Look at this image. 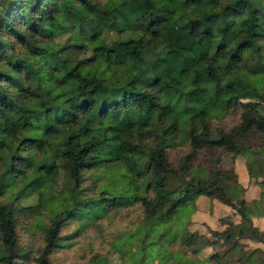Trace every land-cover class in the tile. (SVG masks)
Listing matches in <instances>:
<instances>
[{
	"label": "trees",
	"instance_id": "16d2710c",
	"mask_svg": "<svg viewBox=\"0 0 264 264\" xmlns=\"http://www.w3.org/2000/svg\"><path fill=\"white\" fill-rule=\"evenodd\" d=\"M86 44L97 63L127 67L105 74L86 64L74 54ZM155 61L174 80L165 82ZM263 90L264 0H0V263L17 262L18 219L48 209L36 256L47 264L64 223L100 211L99 194L77 189L81 170L124 160L139 166L144 189L98 193L141 207L127 234L140 242L122 248L134 264H264L256 221L264 216ZM231 106L236 123L212 131L208 118ZM24 124L20 134L11 129ZM173 134L189 144L175 162L167 155ZM222 151L231 153L230 170L218 164ZM200 152L210 157L196 172ZM59 170L65 185L55 189ZM251 183L259 192L247 198ZM200 195L228 206L216 225L192 218Z\"/></svg>",
	"mask_w": 264,
	"mask_h": 264
},
{
	"label": "rangeland",
	"instance_id": "374dc122",
	"mask_svg": "<svg viewBox=\"0 0 264 264\" xmlns=\"http://www.w3.org/2000/svg\"><path fill=\"white\" fill-rule=\"evenodd\" d=\"M118 9L123 19H131L126 5H120ZM105 34L106 31L103 30L101 35ZM47 38L48 40L50 39L51 44L62 40V38ZM74 54L79 57L86 56V64L96 66L99 71H103L105 74H113L115 73L113 69L120 71L128 65L127 62L123 61L119 62L115 68L113 64L106 66L97 63L94 58V50L90 44L83 45ZM154 68L165 82L174 80V77L167 73L165 63L155 61ZM211 71L215 73V70L212 69ZM146 91L148 95L149 93L151 95L150 88H147ZM149 99L148 102L154 100L152 96ZM238 111L237 107L231 106L223 114L209 117L208 122L211 130L229 128L238 120ZM26 125L34 124L26 123ZM26 125H11V129L20 134ZM148 142L149 140H147ZM188 146L189 144L181 140L178 134H173L172 144L167 147L168 158L173 162L177 161L188 150ZM207 157H210V155L200 152L193 161V170L198 172L202 168L201 165L206 167L207 162L205 159ZM138 162L136 160V163ZM218 164L221 168L230 170L231 165L234 164L231 153L222 151L220 159L218 158ZM202 170L206 169L202 168ZM138 171L139 166L137 164L136 168L132 169L124 160L101 161L81 170L77 189L84 195L99 194L97 198L100 203L98 207L100 211L91 217L72 218L66 221L60 228V243L50 252L47 264H134L128 253L122 248L124 247L127 251L132 252L136 245L139 244V235L130 236L127 234L131 230H134L141 221L143 211L136 202L116 204L104 196L106 192H103V196L98 192L103 186L114 191H120L122 188L127 187H136L137 190H143L144 179L140 181L141 176L137 173ZM64 178V170H59L52 187L60 189V187L65 185ZM27 200L33 201V197H29L23 200V202H29ZM49 212L48 209H44L41 216L32 215L18 219L16 233L19 254L15 257L16 264L37 263L36 256L40 252L44 237V230L39 223L42 220L47 222L50 217ZM191 228L196 229L197 227L191 226ZM199 228L205 232L204 227L199 226ZM249 243L250 245H254L255 243L262 245L261 242ZM207 251L206 249H201L199 252L200 256L207 255ZM126 254L128 257H126ZM188 254L193 255L194 253L190 251ZM158 261V257L153 252L151 262L158 263Z\"/></svg>",
	"mask_w": 264,
	"mask_h": 264
},
{
	"label": "crops",
	"instance_id": "0c3cea01",
	"mask_svg": "<svg viewBox=\"0 0 264 264\" xmlns=\"http://www.w3.org/2000/svg\"><path fill=\"white\" fill-rule=\"evenodd\" d=\"M237 166L240 175H245V171L242 167V162L237 160ZM242 180L246 183V177H242ZM259 192L258 185L251 183L247 185L245 190V196L247 198H252L257 196ZM197 209L193 214V219L195 220L196 225H202L204 222L210 223L211 225L217 224V217L224 213L228 206L221 201H218L215 198L211 200L207 199L204 195H200L196 198ZM256 221L261 225L264 226V216H259L256 218Z\"/></svg>",
	"mask_w": 264,
	"mask_h": 264
}]
</instances>
